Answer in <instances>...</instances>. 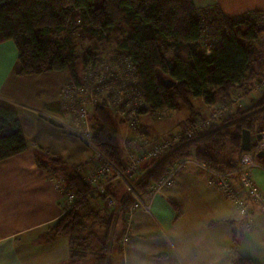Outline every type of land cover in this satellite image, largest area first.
<instances>
[{"label": "trees", "instance_id": "trees-1", "mask_svg": "<svg viewBox=\"0 0 264 264\" xmlns=\"http://www.w3.org/2000/svg\"><path fill=\"white\" fill-rule=\"evenodd\" d=\"M76 17L84 36L100 42L109 41L122 23L129 26L114 51L132 61L148 113L181 104L193 115L191 98L203 97L208 104L221 98L228 103L234 90L245 91L264 78L260 79L254 68L258 50L253 41L261 32L257 22L244 17L237 23L245 24L246 30L233 31L234 21L203 17L192 0H0V43L14 42L18 52L16 74L63 72L70 82L80 85L84 69L97 54L90 49L77 54L70 38L57 39ZM205 29L217 38L210 51L201 44ZM166 79L173 82L172 87H166ZM89 122L95 146L115 166L123 168L126 162L117 143L121 121L105 108L93 107ZM259 122L264 128V91L249 108L230 113L204 134L182 141L164 158L148 161L128 182L138 194H147L175 163L190 158L211 170L232 169L234 158L223 159L220 153L232 149L240 156L242 131L252 135ZM26 149L17 114L0 105V161ZM257 161L264 166V156ZM62 173L65 188L79 200L48 228L52 237L67 239L71 264L90 256L94 264H124L120 244L124 231L116 233L115 225H125L133 198L118 181L124 197L111 192L112 185H108V196L116 205L105 208L107 196L89 194L78 171L64 168ZM233 257L237 264H251L248 259Z\"/></svg>", "mask_w": 264, "mask_h": 264}, {"label": "crops", "instance_id": "crops-1", "mask_svg": "<svg viewBox=\"0 0 264 264\" xmlns=\"http://www.w3.org/2000/svg\"><path fill=\"white\" fill-rule=\"evenodd\" d=\"M192 2L203 17L220 16L234 21L233 31L246 30L245 24L237 23L240 19L249 16L248 20H256L257 15L264 14V0ZM253 45L258 50L254 68L261 79L263 28ZM17 58L13 41L0 43V105L15 111L27 142L24 152L0 161V264H71L67 239L53 238L48 230L63 214L62 194L52 180L63 176L64 168H79L81 176L93 171L92 156L78 150L71 136L40 115L61 114L58 91L70 82L67 74L18 76ZM252 88L253 84L245 91H233L230 100L240 94L242 98L230 113L245 110L259 100L263 92ZM224 101L215 98L208 104L203 97L191 98L193 115L186 109L181 118H165L155 124L151 123V113H143L140 123L147 137L164 139L177 123L205 118ZM119 124L124 130L121 148L125 153L124 140L130 134L126 125ZM124 155L122 159L127 162ZM198 164L190 163L181 169L173 183L154 198L149 212L136 209L129 226L125 222L124 226L119 222L115 225V232L124 231L123 237H127L122 246L124 264H237L234 254L251 264H264V214L248 201L252 222L247 226L246 219L227 204L220 191L207 185L206 173ZM141 165L138 170L147 162ZM250 176L264 195V169H251ZM111 185V192L122 196L121 183L114 181ZM83 260L76 264H83Z\"/></svg>", "mask_w": 264, "mask_h": 264}, {"label": "built area", "instance_id": "built-area-1", "mask_svg": "<svg viewBox=\"0 0 264 264\" xmlns=\"http://www.w3.org/2000/svg\"><path fill=\"white\" fill-rule=\"evenodd\" d=\"M247 18H250L247 16ZM257 24L264 29V14L256 17ZM206 25V24H204ZM75 27L81 26L77 19ZM214 34L204 30L201 44L205 51H210L217 45ZM255 91H264V78L254 84ZM242 96L237 95L228 103L219 105L205 118H198L190 122L179 123L177 131L168 138L156 139L147 137L140 123V116L149 112V106L144 99L132 61L123 53L106 50L97 54V59L86 66L82 73V82L75 85L67 83L58 91V107L60 115L42 112L40 115L48 122L57 125L63 133L78 138L92 154L94 170L82 176L91 195L107 196L104 201L105 208H114V198L108 196L107 186L114 181H120L125 187L126 194L133 198L129 207L125 223L129 226L134 210L143 209L149 212L154 198L165 188L169 187L177 173L190 163H197L190 159H183L175 163L164 178L157 182L147 194L137 193L135 186L128 182V178L135 173L139 166L151 160H160L167 156L182 141L193 139L211 129L219 120L226 118L232 108L237 105ZM0 100L2 98L0 97ZM93 107L105 108L117 120L121 121L129 130V136L124 140L123 149L129 159L123 168H118L95 146L92 141L89 122V110ZM171 109L154 110L151 114L154 119L168 118ZM250 144V150L243 152L233 164V168L226 171H215L201 166L207 176L206 183L218 189L229 206L246 219V225L252 222L249 217L247 202L257 205L264 214V195L250 176L254 168L264 169L258 163L256 155L264 152V128L260 139ZM79 168L76 169L78 171ZM55 187L62 194L63 214L71 208L79 197L65 188L63 176L52 180ZM127 237L120 241L125 244Z\"/></svg>", "mask_w": 264, "mask_h": 264}, {"label": "rangeland", "instance_id": "rangeland-1", "mask_svg": "<svg viewBox=\"0 0 264 264\" xmlns=\"http://www.w3.org/2000/svg\"><path fill=\"white\" fill-rule=\"evenodd\" d=\"M77 19H79V18L78 17H76L75 19L72 18V20H70V21L71 22L73 21V22L71 24L69 23V28L67 30H64L57 37V39L59 41H63V40H66V39L70 38L74 48L76 49V53L77 54H81L84 50H87V49L93 50L96 54H101L102 52H104L106 50H110L112 52H115L114 50H116L117 43L125 35H127L128 32H129V26L126 25L125 23H122L120 25V27L115 32L112 33L109 41L105 40L104 42H100V41H98L95 38H86L84 36L83 31H82V27H75L74 26V21H76ZM76 28H79L78 32H75ZM186 113H187L186 108L180 104L179 108L176 107V111L172 112L170 114V117H168V118H173L175 116L177 118H181L183 116V114L185 115ZM152 118H153V116L151 117V121H152L151 123H155L156 124V123H159L158 121H160V122L162 121V120H156L154 118L152 120ZM43 119L46 120L45 118H43ZM176 122H178V120H176L175 123ZM177 124L174 127H172V129L165 135V136H167V138L171 134H173V133H175L177 131V127H176ZM118 130H119V133H118V137H117V143H118V145L120 147L121 157H124L125 153H123V150L121 148V140H122L123 132H124L122 124L118 125ZM72 141L74 142V144H75V146L77 147L78 150L86 151L87 153L90 154V156H92V154H91L92 151L87 149L84 146V144L78 138L72 137ZM252 142H255L254 135L252 136ZM235 155L236 154L234 152H232V149H226L225 151H222L220 153V157L222 156L223 159H233L235 157ZM83 261H84L83 264H94V258L92 256L85 258Z\"/></svg>", "mask_w": 264, "mask_h": 264}, {"label": "water", "instance_id": "water-1", "mask_svg": "<svg viewBox=\"0 0 264 264\" xmlns=\"http://www.w3.org/2000/svg\"><path fill=\"white\" fill-rule=\"evenodd\" d=\"M165 85L167 88H170L173 86V82L170 79H166L164 81ZM263 126L262 123L259 122L255 126V134H256V139H260L261 137V132H262ZM250 144H251V134L248 130L242 131L241 134V151L243 152H248L250 150ZM264 156V152H259L256 155V158L261 159Z\"/></svg>", "mask_w": 264, "mask_h": 264}]
</instances>
